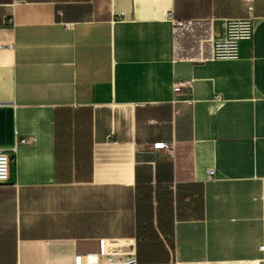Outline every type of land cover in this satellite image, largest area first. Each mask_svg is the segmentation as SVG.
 Masks as SVG:
<instances>
[{"label": "crops", "instance_id": "crops-1", "mask_svg": "<svg viewBox=\"0 0 264 264\" xmlns=\"http://www.w3.org/2000/svg\"><path fill=\"white\" fill-rule=\"evenodd\" d=\"M0 149V264H264V0H0Z\"/></svg>", "mask_w": 264, "mask_h": 264}, {"label": "built area", "instance_id": "built-area-1", "mask_svg": "<svg viewBox=\"0 0 264 264\" xmlns=\"http://www.w3.org/2000/svg\"><path fill=\"white\" fill-rule=\"evenodd\" d=\"M252 7L250 6V9ZM184 22L176 20V24L182 25ZM224 33L214 41V56L217 58H237L240 55L241 42L251 40L254 36V22L251 16L229 17L224 19ZM176 83V87L179 86ZM26 141V139H24ZM154 148L164 149L173 152V144L168 142H156ZM11 157L7 152L0 149V184L7 183L10 177ZM210 177H214L215 169H208ZM129 264H134L133 259Z\"/></svg>", "mask_w": 264, "mask_h": 264}]
</instances>
